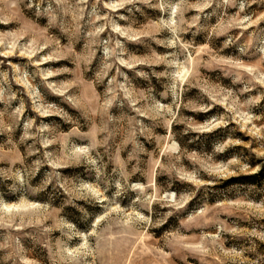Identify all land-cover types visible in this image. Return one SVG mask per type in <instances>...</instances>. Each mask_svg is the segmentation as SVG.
I'll return each mask as SVG.
<instances>
[{
  "label": "rangeland",
  "instance_id": "obj_1",
  "mask_svg": "<svg viewBox=\"0 0 264 264\" xmlns=\"http://www.w3.org/2000/svg\"><path fill=\"white\" fill-rule=\"evenodd\" d=\"M263 168L264 0H0V264H264Z\"/></svg>",
  "mask_w": 264,
  "mask_h": 264
},
{
  "label": "trees",
  "instance_id": "obj_2",
  "mask_svg": "<svg viewBox=\"0 0 264 264\" xmlns=\"http://www.w3.org/2000/svg\"><path fill=\"white\" fill-rule=\"evenodd\" d=\"M224 131H225V129H220L217 132H214L212 134L197 135L198 141L197 142H192V144H193L192 147L199 148V147H201V145H206L207 142L204 143V144L202 143L204 138H211L212 136H215L216 134H219V133L224 132ZM191 136H195V134H191ZM189 137H190V135H188L184 139L186 140ZM178 143H179L180 147H184V140L178 139ZM263 171H264V168L262 169V172ZM194 201H197V198Z\"/></svg>",
  "mask_w": 264,
  "mask_h": 264
}]
</instances>
